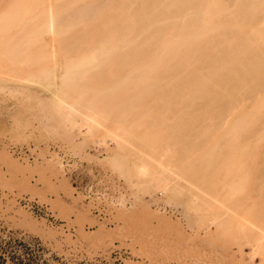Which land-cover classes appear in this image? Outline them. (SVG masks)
I'll list each match as a JSON object with an SVG mask.
<instances>
[{
  "label": "rangeland",
  "instance_id": "374dc122",
  "mask_svg": "<svg viewBox=\"0 0 264 264\" xmlns=\"http://www.w3.org/2000/svg\"><path fill=\"white\" fill-rule=\"evenodd\" d=\"M68 2L71 0H53L57 12H62ZM43 11L38 4L19 6L14 18L17 30L29 25L41 29ZM114 11L107 12L112 15ZM99 18L95 20L102 21ZM78 24L57 35L61 46L57 42L60 52L55 61L32 66L29 75L33 80H0V264H252L241 260L248 247L227 223L216 224L222 231L224 227L223 232L215 225L206 232L199 230L198 214L187 203L192 192L200 191H209L211 195L201 194L209 200L219 192L228 205L245 201L260 205L264 201L257 175L264 166V92L222 119L216 118L212 110L189 107L186 111L194 112L189 119L202 133L179 135L172 130L177 109H170L154 96L128 103L100 100L106 88L112 86L116 93L125 86L107 82L111 66L74 67L91 53L96 37L92 27L84 35L85 40L80 38L92 43L91 49L87 50L88 43L82 42L79 50L62 49V39L80 36L75 35L77 27L90 29L84 23ZM90 34L95 37L87 38ZM81 46L88 52L80 51ZM66 68L80 72L78 80L63 86ZM51 76L55 77L54 83L47 79ZM62 92L70 99L82 93L92 100L89 106L111 123H120L131 139L146 141L157 154L169 142L173 146L170 156L160 160L157 155L153 162H170V175L162 169V185L170 179L177 188L181 185L182 192L181 188L179 193L174 192L177 188L169 187V180L166 189L162 186L170 189L167 193L160 188L157 193L163 192L153 194L151 190V195L142 196L127 174L126 154L113 152L111 141H107L109 146H98L57 114L55 96ZM77 109L81 113L76 112L79 117H75L80 122L85 115L80 106ZM198 138L200 144L190 145L191 139ZM128 143L125 145L129 148ZM150 196L157 199L152 201Z\"/></svg>",
  "mask_w": 264,
  "mask_h": 264
},
{
  "label": "bare ground",
  "instance_id": "6f19581e",
  "mask_svg": "<svg viewBox=\"0 0 264 264\" xmlns=\"http://www.w3.org/2000/svg\"><path fill=\"white\" fill-rule=\"evenodd\" d=\"M36 4L43 6L44 10L41 29L29 25L18 31L14 21L16 9ZM110 9L116 11L110 15ZM102 15L107 17H104L106 20H103ZM99 16L102 21L98 22L95 18ZM92 20L98 24L94 22L92 25ZM81 23L90 26V29L82 26L84 29L81 30L77 27ZM76 24L79 31L75 35L80 36L62 39V49L79 50L78 45L86 43L87 50L93 45L94 48L90 54L74 63V67L101 65L104 69V66H111V76L103 75L108 77H105L107 82L125 86V90L116 93L112 91V86L106 88L100 100L128 103L154 96L170 109H177L178 117L172 130H176L179 135L202 133L189 119L194 115V112L186 111L189 107L212 110L216 118L222 119L231 115L238 105L252 103L264 92V0H71L63 5L62 12L56 11L53 0H0V80H16L19 83L33 80L32 75H29L32 66L55 61L61 46L56 40L57 35ZM94 25L99 28L96 29ZM92 27L95 29L93 31L100 32V35L94 32L96 37H100L97 41L93 33L87 37H95L93 45L88 41L83 42L84 35L87 36ZM80 38L84 40L80 41ZM105 56L106 59H100ZM79 72L66 68L63 86L78 80L76 75ZM47 79L51 83L55 81L54 76ZM57 95L53 108L68 122V126L73 130L77 128L80 135L90 137L98 146H109L107 141H111L114 147L110 150L129 157L127 174L138 185L142 196L151 195V190L154 194L160 188L164 193L170 190L162 188L165 186L166 189L172 181L167 179L168 184L162 185L165 182V175L162 177L164 168L167 171L164 174L170 175V162L168 164L165 160L161 165L159 161L160 166L153 162L156 163L159 157L164 160L162 158L170 156L173 146L169 142L162 145L160 154H157L156 149L146 141L131 139L120 123H111L102 112L89 106L91 99L83 97L82 93L72 99L65 92ZM77 106L81 107L85 115L82 117L81 114L83 119L80 122L76 121V117H79L76 116ZM123 141L127 144L130 142V147H134L133 143L134 149H129ZM190 141V145L200 144L201 138ZM164 164L167 166L163 167ZM257 175L258 187L263 191L260 195L264 198V166L260 167ZM174 185L177 188L175 182H171L169 187ZM178 186L181 188V185ZM179 188L174 192H182L183 189ZM194 189L199 191L198 188ZM201 192L190 191L191 197L187 203L188 208L195 215L198 214L200 220L197 218V227L199 222L201 224L199 230L203 228L206 232L211 225L217 229L220 227L218 225L227 223L229 230L244 239L248 247L247 252L239 249V252L244 253L241 260L264 264V201L260 205L246 201L228 205V200L225 204L219 192L212 194L211 200L207 195H203L207 199L201 195L207 191ZM222 229L224 231V227ZM229 257L233 259L232 255ZM228 260L229 263L233 262Z\"/></svg>",
  "mask_w": 264,
  "mask_h": 264
}]
</instances>
